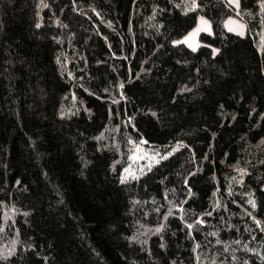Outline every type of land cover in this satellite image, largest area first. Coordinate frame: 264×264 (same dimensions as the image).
<instances>
[{"label":"trees","instance_id":"1","mask_svg":"<svg viewBox=\"0 0 264 264\" xmlns=\"http://www.w3.org/2000/svg\"><path fill=\"white\" fill-rule=\"evenodd\" d=\"M0 264H264V0H0Z\"/></svg>","mask_w":264,"mask_h":264},{"label":"rangeland","instance_id":"2","mask_svg":"<svg viewBox=\"0 0 264 264\" xmlns=\"http://www.w3.org/2000/svg\"><path fill=\"white\" fill-rule=\"evenodd\" d=\"M236 9L239 7L235 0H224ZM206 22V23H205ZM224 28L231 33L244 36L246 34V25L239 16H232L224 20ZM201 33H212L211 23L203 16L198 17L196 26L181 39L175 43H184L189 48L195 50L200 46L199 36ZM153 161V153L146 150L143 145H137L133 148L129 156V164L125 169V177L134 176L142 172Z\"/></svg>","mask_w":264,"mask_h":264},{"label":"snow or ice","instance_id":"3","mask_svg":"<svg viewBox=\"0 0 264 264\" xmlns=\"http://www.w3.org/2000/svg\"><path fill=\"white\" fill-rule=\"evenodd\" d=\"M235 2H237V4H238V0H235ZM206 23V22H205Z\"/></svg>","mask_w":264,"mask_h":264}]
</instances>
